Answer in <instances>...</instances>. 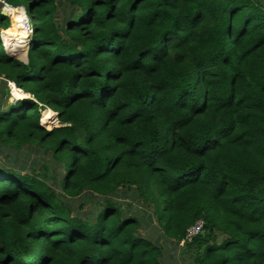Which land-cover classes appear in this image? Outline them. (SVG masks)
I'll list each match as a JSON object with an SVG mask.
<instances>
[{"label":"trees","instance_id":"1","mask_svg":"<svg viewBox=\"0 0 264 264\" xmlns=\"http://www.w3.org/2000/svg\"><path fill=\"white\" fill-rule=\"evenodd\" d=\"M64 1L61 32L55 0H4L30 16L26 63L0 4L2 85L34 97L0 109V151L50 153L63 192L0 164V264H164L112 198L131 187L172 243L204 223L193 264H264V0ZM84 192L93 219L62 200Z\"/></svg>","mask_w":264,"mask_h":264},{"label":"rangeland","instance_id":"2","mask_svg":"<svg viewBox=\"0 0 264 264\" xmlns=\"http://www.w3.org/2000/svg\"><path fill=\"white\" fill-rule=\"evenodd\" d=\"M2 4V10H5L4 14L9 18L10 25L13 24V15L18 27V30H21L20 25L18 24L17 12L20 13L19 7H14L15 11L9 10L10 8L4 7V2ZM56 4V15L55 21L58 28L62 32L63 28L66 26V22L69 19H74L77 14L78 9L70 6L64 0H55ZM24 13L26 14L27 20H29L31 25V19L28 15L27 10L23 7ZM74 16V17H73ZM26 21V20H25ZM28 21H26L27 25ZM29 29V28H28ZM29 36L32 33V27H30ZM2 40V39H1ZM28 42V40H27ZM13 45V44H12ZM10 42H3V46L6 50L12 51L14 49L15 53H23L24 57H19L12 53V56L15 59L21 60L23 62L28 61V49L24 48L19 50L13 48ZM18 48V47H17ZM10 53V52H9ZM2 80L0 79V109L5 110L13 106L19 99H33L34 97L30 95L28 98H19L22 94L20 88H18L14 83L8 82L7 85H2ZM22 90V89H21ZM23 91V90H22ZM24 92V91H23ZM27 93V92H26ZM39 122L48 130H51L55 127L61 126L60 121L52 125L49 122L45 121L52 117V113L48 109H44L41 112ZM0 164L7 167H15L18 171L27 173L31 170H35L36 174L44 178L47 184L53 188L58 194V196H63L60 185V174L61 167L56 163L51 154L43 151L40 147L35 145H25L18 149L6 148L5 151H0ZM52 173V174H51ZM56 176V178L48 177L47 175ZM50 176V175H49ZM122 210V213L125 217L136 216L140 219V227L137 231V235L140 237H145L151 239L155 244L161 246L164 250V264H193V258L191 251H188L185 247V242H181L179 245L172 243L170 240L165 238L159 229L156 218L152 214V208L148 203L143 202L136 195L134 188H123L118 191L113 197ZM62 200L67 206H69L74 214L80 215L83 217H92L95 218L101 202L100 198L95 194L88 192L82 193L77 198L63 197ZM219 239H222V236H219Z\"/></svg>","mask_w":264,"mask_h":264},{"label":"bare ground","instance_id":"3","mask_svg":"<svg viewBox=\"0 0 264 264\" xmlns=\"http://www.w3.org/2000/svg\"><path fill=\"white\" fill-rule=\"evenodd\" d=\"M9 10H11V9H9ZM16 14H17V18H18L20 16V13L17 12ZM17 20H18V24L21 27V30H19V32H17L15 34V37L13 39V43H14V47L24 49V48L28 47V44H27L28 43L27 42L28 35H29L28 23L26 25V21H28V20H27V18L26 19H19L18 18ZM1 39L5 42H8V40L2 38V36H1ZM26 45H27V47H26ZM12 51H14V49H12Z\"/></svg>","mask_w":264,"mask_h":264},{"label":"built area","instance_id":"4","mask_svg":"<svg viewBox=\"0 0 264 264\" xmlns=\"http://www.w3.org/2000/svg\"><path fill=\"white\" fill-rule=\"evenodd\" d=\"M5 3V2H4ZM30 22L28 20V30H30ZM30 37V36H29ZM204 223L202 221H198L195 225H193L192 227H190L187 231V234H186V238L183 242L187 241V242H191L193 240V238L195 236H197L201 231L202 229L204 228Z\"/></svg>","mask_w":264,"mask_h":264},{"label":"clouds","instance_id":"5","mask_svg":"<svg viewBox=\"0 0 264 264\" xmlns=\"http://www.w3.org/2000/svg\"><path fill=\"white\" fill-rule=\"evenodd\" d=\"M0 2H4V0H0ZM4 7L5 8H10L13 11H15V8L12 5L8 4V3H4ZM16 7H19V9H20V16L18 18L19 19H26L27 17H26V14L24 13L23 7L22 6H16ZM2 43H3V40H2ZM27 44H28V47H29L30 46V37L28 38V43Z\"/></svg>","mask_w":264,"mask_h":264},{"label":"water","instance_id":"6","mask_svg":"<svg viewBox=\"0 0 264 264\" xmlns=\"http://www.w3.org/2000/svg\"><path fill=\"white\" fill-rule=\"evenodd\" d=\"M2 14H5L6 13V11L5 10H3L2 12H1ZM7 51V50H6ZM8 52V51H7ZM9 53V52H8ZM11 56H12V54L11 53H9Z\"/></svg>","mask_w":264,"mask_h":264},{"label":"crops","instance_id":"7","mask_svg":"<svg viewBox=\"0 0 264 264\" xmlns=\"http://www.w3.org/2000/svg\"><path fill=\"white\" fill-rule=\"evenodd\" d=\"M11 11H12V10H11ZM2 31H3V30H2ZM2 31H1V32H2Z\"/></svg>","mask_w":264,"mask_h":264}]
</instances>
